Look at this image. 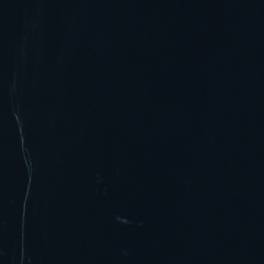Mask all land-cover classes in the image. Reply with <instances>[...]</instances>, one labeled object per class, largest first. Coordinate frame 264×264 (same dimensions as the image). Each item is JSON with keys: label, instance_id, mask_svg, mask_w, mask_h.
I'll use <instances>...</instances> for the list:
<instances>
[{"label": "water", "instance_id": "1", "mask_svg": "<svg viewBox=\"0 0 264 264\" xmlns=\"http://www.w3.org/2000/svg\"><path fill=\"white\" fill-rule=\"evenodd\" d=\"M0 264H264V0H0Z\"/></svg>", "mask_w": 264, "mask_h": 264}]
</instances>
